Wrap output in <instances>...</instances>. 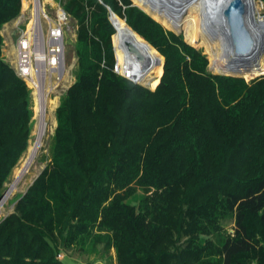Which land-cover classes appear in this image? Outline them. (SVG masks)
<instances>
[{
	"label": "trees",
	"instance_id": "1",
	"mask_svg": "<svg viewBox=\"0 0 264 264\" xmlns=\"http://www.w3.org/2000/svg\"><path fill=\"white\" fill-rule=\"evenodd\" d=\"M101 2L62 0L77 27L74 82L47 165L0 220V264H63L61 250L86 245L113 249L116 264H264V75L212 74L162 27L197 45L196 9L171 28L130 0ZM20 11L0 0V195L33 124L30 90L1 55ZM121 34L137 37L142 68L162 74L164 59L154 90L112 71Z\"/></svg>",
	"mask_w": 264,
	"mask_h": 264
},
{
	"label": "bare ground",
	"instance_id": "2",
	"mask_svg": "<svg viewBox=\"0 0 264 264\" xmlns=\"http://www.w3.org/2000/svg\"><path fill=\"white\" fill-rule=\"evenodd\" d=\"M246 1L251 9L254 23L257 26L253 34L259 43L260 41L263 42L264 19L260 18L257 14L259 11L258 2L257 0ZM228 2L229 0H135V4L150 16L155 12L160 16L168 9H175L174 13L164 15L165 21L173 23L176 22L189 5H198L200 15H198L199 22H201L202 19L205 36L209 38L210 41H213L215 46L212 56L215 72L230 75L238 74L245 78H254L263 72L262 56L255 54L247 58L238 57L233 53L231 48L223 43L221 36H218L215 40H212L211 37L208 36L209 34L207 31L209 27L216 28L222 23V10ZM113 17L111 19L112 24L114 23ZM182 21L183 16L181 23ZM127 44L138 50L136 36L121 34V36L116 39L117 61L120 66L119 72L149 90H154L162 74L142 68L140 62L127 52ZM237 65L238 69H240L238 71H233V69L230 68L237 67ZM49 93L50 89L47 86H43V84H40L34 93L33 110L36 123L32 135L35 136V140L29 143L25 155L21 159V167L16 170L13 181L8 186V191L0 198V217L5 213V206L9 199L26 184V177L30 172L34 171L33 166L35 160L43 148L44 140L50 128L54 125L53 112L57 104V99L49 97Z\"/></svg>",
	"mask_w": 264,
	"mask_h": 264
},
{
	"label": "built area",
	"instance_id": "3",
	"mask_svg": "<svg viewBox=\"0 0 264 264\" xmlns=\"http://www.w3.org/2000/svg\"><path fill=\"white\" fill-rule=\"evenodd\" d=\"M8 28L16 31L14 54L8 64L30 90L33 103L40 84L47 86L51 93L59 85L72 82L73 76L66 65L65 40L68 33L76 39L77 27L76 21L64 10L62 0H21L19 17L3 28L4 45L3 33ZM119 68L116 60L112 71L130 79ZM66 91L64 87L58 95L62 97Z\"/></svg>",
	"mask_w": 264,
	"mask_h": 264
},
{
	"label": "rangeland",
	"instance_id": "4",
	"mask_svg": "<svg viewBox=\"0 0 264 264\" xmlns=\"http://www.w3.org/2000/svg\"><path fill=\"white\" fill-rule=\"evenodd\" d=\"M132 2V4H135V0H130ZM258 2V7H259V11H258V16L260 18H264V5L257 0ZM194 9H196V14L197 17L199 15V7L196 4H192L189 5L185 11H184V15L183 19L187 18L188 16V12L193 11ZM175 9L171 8L165 11V13L163 15L158 16V14L155 12L153 13L151 16H153L154 18H156V22H165L169 25V27L174 28L179 22L180 19H177L176 22H168L165 21L164 19V15H169L174 13ZM186 12V13H185ZM200 16V15H199ZM119 18V17H118ZM120 19V18H119ZM199 19V18H198ZM201 19V17H200ZM123 20V19H121ZM154 20V19H153ZM160 24V23H159ZM161 25V24H160ZM162 26V25H161ZM181 26V24H180ZM165 30L167 31H171L173 33H175L176 35H180L183 38V41L192 46L193 48L200 50L202 52L203 55L206 56L207 61H208V71L212 74H218L215 72L214 70V63H213V52L215 50V46L213 41H210L209 38H207L205 36L204 30H203V21L201 19V32H200V38H199V42L197 45H192L189 44L184 37V32L180 31V28L178 31H174L171 29H167L164 26H162ZM12 28H8L7 32H4V41H5V45L3 44L2 46V50H1V55L4 59L5 62L7 63H11L12 61V57H13V44L14 41L16 39V31L13 30ZM180 31V32H179ZM119 38V37H118ZM66 65L68 68V72H70V76H73L72 82H66L62 85H59V87L55 88L50 94L49 97L51 98H56L57 102L60 101V96L58 95L60 93V91L64 88L67 87L68 88L71 86V84L74 82V75H75V67L72 69L71 66L73 65V62L75 60V38L74 35L71 33H68L66 36ZM112 43V40H111ZM113 46V45H112ZM115 46H116V41H115ZM117 48V47H116ZM157 52V51H156ZM114 53H115V49H114ZM263 60V71H264V57H262ZM116 61V59H115ZM258 76V75H257ZM256 77V76H255ZM245 81H250L251 78H245L243 77ZM141 86V85H140ZM144 87V86H142ZM146 88V87H145ZM32 97V96H31ZM33 98H32V112H33V124H32V129L30 132V137H29V141H28V145L29 143L33 142L35 140V136L32 135V131L34 129V125L36 123V120L34 119V110H33ZM53 120H54V125L50 128V131L48 132L44 143H43V148L41 149V151L39 152L33 169V172H30V174L26 177V184L17 192H15L13 194V196L11 197V199H9L7 205L5 206V213L3 216L0 217V220L6 218L7 216H9L10 214L13 213L14 210V206H15V202L16 199L23 195L26 190L28 189V187L30 186V184L34 181V179L42 172V170L45 168V166L48 163L49 160V146H50V142H51V138L54 134V130L56 127V122H55V115L53 112ZM25 155V153L22 155V157L20 158V160L18 161L17 165L15 166V168L12 170V173L10 174L7 182L4 184V188H8V186L12 183L13 181V177L14 174L16 172L17 169H19L21 167V159L23 158V156ZM32 174V175H31ZM4 189V190H5ZM3 193V192H2ZM143 194L140 190H138L135 195L133 197H131L129 200H127V203L132 204V205H138V203L140 202V200L142 199ZM224 226V230L226 231V233H232V222L231 221H227L223 223ZM58 259L60 261H62L63 264H116L115 261V254H114V250L113 249H103V247L97 246L95 248H91L89 245H86L84 247L83 251H80L77 249V247H73V248H69V249H63L61 250Z\"/></svg>",
	"mask_w": 264,
	"mask_h": 264
},
{
	"label": "water",
	"instance_id": "5",
	"mask_svg": "<svg viewBox=\"0 0 264 264\" xmlns=\"http://www.w3.org/2000/svg\"><path fill=\"white\" fill-rule=\"evenodd\" d=\"M98 1L102 3L101 0H98ZM133 6L143 11V9H141L136 4H133ZM108 11H109L108 20L114 29L111 19L113 16H117V15H115L110 9H108ZM146 14L149 15L148 13ZM221 17H222V23L218 27L208 28L209 30L207 31V33L209 34L208 36H210L212 40H215L218 36H221V40L223 41V43L227 45L229 48H231L233 53L238 57L247 58L255 54H259L260 56L264 57V41L263 42L260 41L259 43L253 34V31L255 28H257V26L254 23V18L252 16L251 9L246 0H229L228 4L222 10ZM144 42L148 44L146 41ZM113 52H114V48H113ZM127 52L133 55L137 61L145 62V59L141 55V53L129 44H127ZM114 58L116 59L115 54H114ZM163 66H164V59L162 62V74H163ZM230 68L233 69V71L240 70L238 69V65L237 67H230ZM218 75L243 78L242 76L238 74L230 75V74L218 73ZM263 75H264V71L260 73L258 76L251 78L250 80H253ZM127 80L131 81L134 84L139 85L136 81L132 79H127ZM32 183L30 184V186L32 185ZM7 191H8V188H6L3 191V193H1L0 198Z\"/></svg>",
	"mask_w": 264,
	"mask_h": 264
},
{
	"label": "crops",
	"instance_id": "6",
	"mask_svg": "<svg viewBox=\"0 0 264 264\" xmlns=\"http://www.w3.org/2000/svg\"><path fill=\"white\" fill-rule=\"evenodd\" d=\"M75 65H76V57H75V60H74V62H73V68L75 67ZM74 81V80H73ZM58 105H59V102H57V104H56V106H55V108H54V114H55V110H56V108L58 107Z\"/></svg>",
	"mask_w": 264,
	"mask_h": 264
}]
</instances>
